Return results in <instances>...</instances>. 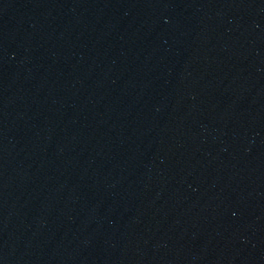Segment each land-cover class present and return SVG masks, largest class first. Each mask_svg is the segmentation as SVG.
Instances as JSON below:
<instances>
[{"label":"water","instance_id":"obj_1","mask_svg":"<svg viewBox=\"0 0 264 264\" xmlns=\"http://www.w3.org/2000/svg\"><path fill=\"white\" fill-rule=\"evenodd\" d=\"M0 264H264V0H49L0 83Z\"/></svg>","mask_w":264,"mask_h":264}]
</instances>
